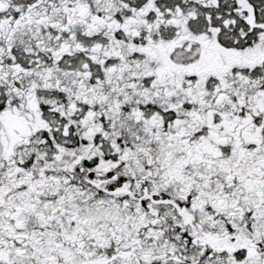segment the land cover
<instances>
[{"label": "snow or ice", "instance_id": "snow-or-ice-1", "mask_svg": "<svg viewBox=\"0 0 264 264\" xmlns=\"http://www.w3.org/2000/svg\"><path fill=\"white\" fill-rule=\"evenodd\" d=\"M0 264H264V0H0Z\"/></svg>", "mask_w": 264, "mask_h": 264}]
</instances>
